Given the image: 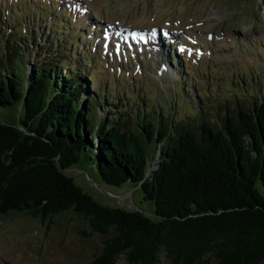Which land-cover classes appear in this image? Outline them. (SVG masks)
<instances>
[{"label":"trees","instance_id":"1","mask_svg":"<svg viewBox=\"0 0 264 264\" xmlns=\"http://www.w3.org/2000/svg\"><path fill=\"white\" fill-rule=\"evenodd\" d=\"M60 25L43 38L33 29L30 40L49 54L31 64L18 48L29 49L27 39L0 45V107H20L16 122H0V214L48 224L75 213L84 235L102 238L92 264H156L161 252L171 264L264 262V103L224 106L218 124L202 116L175 125L161 114L152 121L145 107L132 114L105 93L116 108L98 113L101 88L95 97L84 90L87 71L70 62L77 42ZM80 159L108 185L135 183L154 215L96 201L59 169Z\"/></svg>","mask_w":264,"mask_h":264},{"label":"rangeland","instance_id":"2","mask_svg":"<svg viewBox=\"0 0 264 264\" xmlns=\"http://www.w3.org/2000/svg\"><path fill=\"white\" fill-rule=\"evenodd\" d=\"M83 1L1 0L0 45L14 39L9 44L16 47V42L27 39L25 43H31V47L20 43L18 48L23 50L26 65L31 64L38 53L48 55L49 47L40 42L36 45L29 36L37 29L43 37L55 24L54 19L63 21L67 26L64 31L72 34L74 30L73 38L84 44L78 50L80 56L85 57L87 47H91L95 68L93 75L82 74L87 79L84 90L98 96L90 83L102 81L104 92L125 101L127 111L135 114L138 109L144 112L145 107L146 116L156 122L161 114L163 123H189L186 119L198 122L203 116L218 124L224 106L248 107L260 100L264 103V52L260 48L264 44V0ZM10 6L13 11L5 15V8ZM116 26L122 27L115 30ZM109 28L115 31L111 36L105 33ZM78 31L81 36L76 35ZM58 40L63 41L64 36L58 35ZM245 48L257 50L246 52ZM236 49L244 51L239 55ZM70 62L76 64L72 58ZM100 101L98 113L103 107L115 110V101ZM19 108L0 107V122H16ZM147 153L152 159L150 148ZM156 162H150L147 173ZM65 172L101 204L154 215V202L143 199L141 189L133 182L108 185L82 159ZM84 230L88 226L73 212L54 216L48 224L16 212L0 214V264H92L102 238L96 233L84 235ZM118 263L124 264V260L120 258ZM156 264L171 263L161 252Z\"/></svg>","mask_w":264,"mask_h":264},{"label":"snow or ice","instance_id":"3","mask_svg":"<svg viewBox=\"0 0 264 264\" xmlns=\"http://www.w3.org/2000/svg\"><path fill=\"white\" fill-rule=\"evenodd\" d=\"M134 35H136V34H134ZM152 36H153V37H155V36H156V33H155V31L152 33ZM141 39H143V37H141ZM180 51H184V49H183V48H181V49H180ZM189 54H191V50H189Z\"/></svg>","mask_w":264,"mask_h":264},{"label":"water","instance_id":"4","mask_svg":"<svg viewBox=\"0 0 264 264\" xmlns=\"http://www.w3.org/2000/svg\"><path fill=\"white\" fill-rule=\"evenodd\" d=\"M20 128H22V127H20ZM59 169L62 171V172H65L63 169H61L60 167H59ZM67 175H70V174H68V173H66Z\"/></svg>","mask_w":264,"mask_h":264},{"label":"bare ground","instance_id":"5","mask_svg":"<svg viewBox=\"0 0 264 264\" xmlns=\"http://www.w3.org/2000/svg\"><path fill=\"white\" fill-rule=\"evenodd\" d=\"M117 28H119V27H117ZM163 70V69H162ZM166 73H167V71H165Z\"/></svg>","mask_w":264,"mask_h":264}]
</instances>
